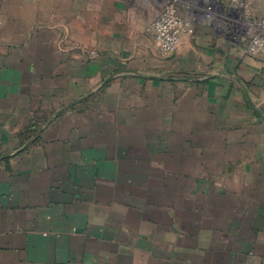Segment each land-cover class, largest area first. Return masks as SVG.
I'll use <instances>...</instances> for the list:
<instances>
[{
    "label": "crops",
    "instance_id": "crops-1",
    "mask_svg": "<svg viewBox=\"0 0 264 264\" xmlns=\"http://www.w3.org/2000/svg\"><path fill=\"white\" fill-rule=\"evenodd\" d=\"M132 10L0 0V264H264L261 57L135 78Z\"/></svg>",
    "mask_w": 264,
    "mask_h": 264
},
{
    "label": "rangeland",
    "instance_id": "rangeland-1",
    "mask_svg": "<svg viewBox=\"0 0 264 264\" xmlns=\"http://www.w3.org/2000/svg\"><path fill=\"white\" fill-rule=\"evenodd\" d=\"M130 1L134 4L130 14L134 24H130L125 34L127 40L121 42L124 45L121 52L132 53L120 60L121 66L136 68L132 76L142 80L193 79V74L182 68L186 67L185 62H193L197 57L200 59L197 64L206 70L207 76L210 72L207 68L221 60L208 59L205 52L247 54L242 41L245 31L264 23V18L253 15L247 0H175L176 13L181 19L189 18L190 23L179 30L177 40L171 41L156 27L164 0ZM171 54L174 60L166 63Z\"/></svg>",
    "mask_w": 264,
    "mask_h": 264
},
{
    "label": "built area",
    "instance_id": "built-area-1",
    "mask_svg": "<svg viewBox=\"0 0 264 264\" xmlns=\"http://www.w3.org/2000/svg\"><path fill=\"white\" fill-rule=\"evenodd\" d=\"M175 0H164L162 4V13L156 21V27L161 28L165 37L171 41L179 38V30L185 28L189 23V18H183L176 13ZM159 30V29H158ZM247 48L249 56H260L264 68V23L261 26L250 27L245 31V37L242 40Z\"/></svg>",
    "mask_w": 264,
    "mask_h": 264
}]
</instances>
